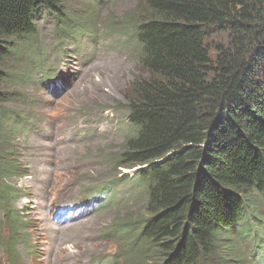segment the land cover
<instances>
[{
  "label": "trees",
  "instance_id": "obj_1",
  "mask_svg": "<svg viewBox=\"0 0 264 264\" xmlns=\"http://www.w3.org/2000/svg\"><path fill=\"white\" fill-rule=\"evenodd\" d=\"M66 9V0H0V181L19 172L6 126H26L9 113L16 94L3 86L24 76L9 62L41 18L58 40L90 21ZM129 19L124 39L149 78L131 88L114 156L116 168L137 169L146 199L143 218L115 227L124 252L132 264H264V0H145ZM22 194L0 183L11 264L26 222L11 200Z\"/></svg>",
  "mask_w": 264,
  "mask_h": 264
},
{
  "label": "rangeland",
  "instance_id": "obj_2",
  "mask_svg": "<svg viewBox=\"0 0 264 264\" xmlns=\"http://www.w3.org/2000/svg\"><path fill=\"white\" fill-rule=\"evenodd\" d=\"M96 1L66 0L70 18L91 22L58 40L53 21L41 18L33 38L17 44L22 56L9 62L10 75H24L3 86L16 94L9 113L26 119L27 126H6L14 131L7 132L12 151L7 157L13 156L19 172L0 183L20 187L31 198L11 200L26 221L13 264H99L114 256L117 264L136 260L120 254L124 246L114 227L145 216L144 192L127 191L128 170L122 171L130 175L120 187L125 192L112 206L109 194L100 191L110 183L116 189L120 171L114 156L127 134L131 88L149 78L138 49L124 39L132 29L128 18L145 7V0H104L100 6ZM259 213L264 215L263 205ZM9 237L0 213V264H11L5 249ZM29 248L36 258L26 254Z\"/></svg>",
  "mask_w": 264,
  "mask_h": 264
}]
</instances>
